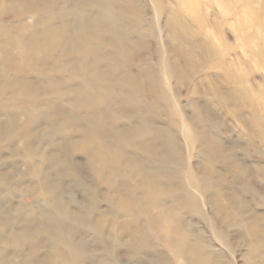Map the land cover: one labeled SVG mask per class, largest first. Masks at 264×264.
<instances>
[{
	"label": "rangeland",
	"instance_id": "1",
	"mask_svg": "<svg viewBox=\"0 0 264 264\" xmlns=\"http://www.w3.org/2000/svg\"><path fill=\"white\" fill-rule=\"evenodd\" d=\"M137 15L146 46L139 54L172 97L185 193L193 196L181 193L180 215L201 259L177 257L156 240L151 248L134 244L133 228L114 229L112 217L101 221L102 242L91 226L96 215L83 203L91 199L57 163L53 145L29 166L11 157L13 128L0 143V264H264V0H139ZM174 69L180 72L171 78ZM165 119L156 126L166 127ZM0 122L9 129L5 116ZM203 131L207 153L198 141ZM76 159L85 164L82 155ZM193 177L199 181L191 184ZM87 181L94 184L91 176ZM116 233L128 248L114 243Z\"/></svg>",
	"mask_w": 264,
	"mask_h": 264
},
{
	"label": "bare ground",
	"instance_id": "2",
	"mask_svg": "<svg viewBox=\"0 0 264 264\" xmlns=\"http://www.w3.org/2000/svg\"><path fill=\"white\" fill-rule=\"evenodd\" d=\"M138 1L0 0V117L9 121L8 130L0 122V143L14 128L7 141L11 157H23L29 166L52 144L57 163L91 199L83 203L89 215H96L91 226L102 242L101 221L112 217L114 229L133 228L134 244L151 248L156 240L168 253L196 262L201 256L180 215L181 193L193 196L185 193L178 122L171 119L176 113L162 76L139 54L146 46ZM7 7L12 9L4 13ZM179 72L174 69L171 78ZM164 118V123L170 120L166 127L156 126ZM198 139L207 153V134L200 132ZM221 150L219 144L215 160ZM28 154L33 158H25ZM102 204L108 205L106 212ZM82 216L84 223L87 214ZM114 243L128 248L117 233ZM154 251L143 253L165 257Z\"/></svg>",
	"mask_w": 264,
	"mask_h": 264
}]
</instances>
